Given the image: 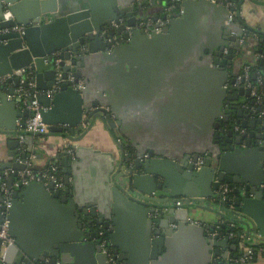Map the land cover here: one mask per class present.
Returning <instances> with one entry per match:
<instances>
[{"label":"water","instance_id":"water-1","mask_svg":"<svg viewBox=\"0 0 264 264\" xmlns=\"http://www.w3.org/2000/svg\"><path fill=\"white\" fill-rule=\"evenodd\" d=\"M180 5L183 15L162 31L148 35L135 29L128 42L111 48L107 36L126 29L119 18L125 14L127 25H136L137 15L144 17L148 8L144 1L0 0V76L31 68L37 88H50L55 79L54 54L59 53L64 79L60 89L52 97L38 98L48 132L33 135L59 136L70 142L75 151L73 166L79 164L81 151H98L79 144L93 125L110 131L121 127L130 140L127 143L113 135L121 152L114 165L120 182L111 188L115 208H129L140 226L135 246H119L115 236L109 235L122 264H168L176 241L186 232H192L201 246L197 264H213L212 258L219 253L215 246L226 249L221 256L225 259L229 251L234 258L242 254L238 238L219 240V234L212 238L203 223L188 222L192 210L199 209L214 221L210 231L220 221L218 227L230 233L232 223L256 241L255 251L264 250V219L259 216V208H264V100L254 112L250 88L234 86L235 76L228 70L236 64L234 51L241 50L243 21L226 24L228 10L208 0H183ZM16 24L25 26L22 33L4 31ZM82 45L85 52H80ZM226 46L228 53H224ZM254 52L264 55V37ZM249 59L238 53L239 64ZM260 64L264 68V58ZM71 71L85 79L83 89L67 80ZM25 76L9 77L12 87H0V131L10 135L19 133L18 116L29 114L27 108L16 110V88L27 86ZM136 79L138 85H134ZM164 89L170 91L171 100L150 101V93ZM141 115H162L168 126L183 131L176 132L171 143L157 137L135 140L127 129ZM236 126L251 130L242 133ZM16 154L13 151L10 156ZM61 155L66 164V152ZM20 156L25 162L29 154ZM200 156L203 162L197 165ZM6 166L22 169L25 164L11 161ZM215 176L233 186L234 210L217 193ZM75 179L70 182L65 175L62 190L32 183L14 192L8 219L15 240L2 248L0 239V264H107L96 226L107 228L111 217L104 207L95 208L92 202L81 201L75 189L70 190ZM177 197L184 198L179 207L169 202ZM30 199L45 211L34 213ZM174 223L175 228L169 226ZM126 252L133 258L128 260Z\"/></svg>","mask_w":264,"mask_h":264},{"label":"crops","instance_id":"crops-1","mask_svg":"<svg viewBox=\"0 0 264 264\" xmlns=\"http://www.w3.org/2000/svg\"><path fill=\"white\" fill-rule=\"evenodd\" d=\"M140 1H144L148 7L147 9H145V16L141 18L150 17L156 19L158 17L165 16L167 12V4H163L165 0ZM180 4H178L177 8L180 7L182 9V14L174 19H177L183 15V7ZM130 5L133 6L134 4L131 3ZM237 12L238 17L235 21H238V19L242 20L243 24L241 26L247 28L250 31V34L246 36V40L244 42H239L241 50H235L234 53L237 55V57L238 53L240 52L247 58L252 59L254 57L258 58L257 60H261L262 58H264V55L259 52L253 53V50L258 45L259 39L261 37H264V0H240V2L237 3ZM154 14H156V17H153ZM141 18L137 15L136 25ZM127 20L128 16L122 14V16L119 18L120 25L125 24L126 26H136L127 25ZM225 22L227 24V21ZM113 24L114 26H118L114 22ZM228 50L229 47L226 46L224 48V53H228ZM237 57H235L234 59V62L236 61V64L228 67V70L233 74V76H235V79L241 71L240 67H242L241 64H239V60H237ZM263 71L264 68L262 72ZM69 73L72 74L73 72L71 71ZM139 83V79H136L134 85H138ZM148 84L150 85V83ZM11 87L12 85L9 84L6 89H9ZM163 91L164 92H161L159 94H156L154 92L150 93V101L154 102L159 100H171L172 96L170 94V91H167V89H164ZM12 97L13 96H11L10 98ZM143 97L146 98V96ZM178 99L181 100L182 98L178 97ZM25 109V105L21 102V99L16 96V110L22 112ZM27 116L28 115H20L16 119L18 130H20V128L22 127L21 122H25ZM148 118L149 116L147 115H141L140 117L138 116L133 119L132 123L128 126V129L126 128L135 140H140L142 142L143 138L147 139L150 137L149 140H151L157 137L160 140L165 141L166 143H171V141L176 137V132L183 131V128L173 129L170 125L168 126L166 124V118L162 115L152 116L149 118V121ZM179 125L183 126V123L180 120ZM242 129H244L245 132L251 130L250 127ZM255 131L257 132L259 130L255 128ZM113 135H116L118 137V140L124 139L125 142H130L127 134L122 132L121 127L117 126L116 129L110 131L103 128L100 124L91 126L88 134L86 135L85 141L79 144H82L81 146L92 148L90 150L98 151H81L82 158L79 159V164L73 166L72 159L75 157L73 146L65 139L59 138V136L40 137L32 135L30 137L24 138V140L20 142L17 134L10 135L5 131H0V166L3 167L0 168V172L4 169H9L10 167L6 166V163L11 161L24 164L29 161L35 168H42L48 163L52 162L58 163L63 178L65 177V175H69V181L74 182V177L76 176L75 187L73 184L70 185V190L73 191L75 189L77 197L81 201H90L95 208H98V206L102 208L104 207L103 209L106 211L107 215L111 217L110 223L107 228H105L103 225L96 226V228L103 229L108 236V240L109 235H114L115 241L119 244V246H122L124 248L129 247L130 245L135 246L140 238V226L138 225L137 217L129 208L123 206L115 208L114 198L111 190V188L115 186L116 182H120L118 180L116 167L114 168V165H118L119 159L121 157L120 148L113 138ZM12 141H16V143L11 147L10 143ZM13 151L18 152V155L16 154V157L10 156V153ZM63 152H66V156H68L69 158L66 164H64L62 160L63 155H61V153ZM26 153L29 154V156L26 157L25 162H22V158L20 155ZM63 170H66V172H63ZM73 172L76 173L75 176H73ZM216 179L217 177L215 176L214 180L216 181ZM108 181H110V183ZM219 182L226 183L228 186L233 188V186L225 181ZM23 189L24 188H22L21 190ZM177 198H181L184 201V198L182 197ZM207 200L208 198L206 199V201ZM206 201H204L203 204H206ZM29 203V207L34 213H41L45 211L38 206L35 200L30 199ZM149 216L153 217L154 214H150ZM259 216L264 219V208L262 207L259 208ZM55 219L62 221V218L60 217H55ZM188 222L195 225H200L203 223V225L208 229V233L210 236H212V238L215 234H219V240L225 237H229V233H224V231L218 227L219 223H221L220 221H218V225L216 224L217 227L215 230H209V226H211L213 224L212 222L214 221H212L211 216H209V214L205 210H192L191 218ZM169 226L175 228L177 224H169ZM154 229L156 230L159 228L157 226H154ZM235 231H239L240 233L244 234L243 231H240L238 229H236ZM231 239L232 237L230 238V240ZM238 240L240 242V244L238 245V250L242 251V254L240 255L248 254L249 249L253 250L251 252V257L241 264H264V250H254L255 248L253 247V243L256 242L254 239H252L251 237L246 238L244 236L241 238L238 237ZM216 248H218L219 253L212 258V263L226 264V262L230 258H232L231 255L234 252L229 251L227 259H225L221 256L226 254V249L220 246H215L214 250H216ZM200 250L201 246H198V239L195 237V235L192 232H186L176 241L172 257L170 258L168 264H197L201 257ZM124 254H126L128 260L129 258H133L132 254L130 255L127 252Z\"/></svg>","mask_w":264,"mask_h":264},{"label":"built area","instance_id":"built-area-1","mask_svg":"<svg viewBox=\"0 0 264 264\" xmlns=\"http://www.w3.org/2000/svg\"><path fill=\"white\" fill-rule=\"evenodd\" d=\"M166 1V14L163 17L153 18H141L138 21V24L134 27L126 26L122 34L107 36V43L111 45V48L118 46L121 42H128L132 36L135 29L143 30L146 34H150L152 31L159 32L163 30L169 22L180 16L182 14V9L177 8L183 0H165ZM211 3L222 6L228 10L227 23L233 22L238 17L237 12V1L238 0H208ZM25 26L22 24H16L10 28L4 29V31H14L22 33ZM242 35L239 37V42L242 43L246 40V36L250 34V31L242 27ZM110 50V49H109ZM86 47L82 45L80 47V52H85ZM55 79L50 88L47 89H38L35 82V75L31 68H21L14 70L12 74H6L0 76V87L6 88L9 77L26 75L25 79L27 80V86L22 84L16 88L17 97L21 99V102L25 105V108L28 109L29 114L25 119L24 125L20 128L17 137L20 142L24 140L28 134H44L48 132V125L42 119V110L44 109L43 105L39 102L38 98L41 95L52 97L61 86L63 79L62 69L60 65L59 53H55ZM253 73L250 71L249 66H243L239 75L236 76L234 86H244L245 88H250L251 96L255 100V106L252 110L255 112L257 106H261L264 100V75L261 71L254 72L255 77L252 78ZM67 80L72 82V86L77 89H83L86 85V81L83 78H77L72 74L68 73ZM30 98V102L28 99ZM107 108V107H106ZM108 109V108H107ZM259 116L263 113L258 114ZM240 132H245L244 129L235 127ZM127 156V154H126ZM203 157H199L197 165H200L203 161ZM217 181V179H216ZM219 182V181H218ZM32 183H41L47 189L52 185L54 189H64L65 183L64 178L61 174L60 167L58 163L52 162L48 163L42 168H35L31 165V162L27 161L25 167L22 169H4L0 172V210L2 214V221L0 222V239L2 248H6L8 245L14 242V237L9 233V219H8V209L12 205V200L14 198V192L25 188L26 186ZM230 186L226 183L219 182V187L217 193L220 195L221 199L228 202L226 205L227 208L231 211L235 209V204L233 200L235 199L234 195H230L232 192ZM170 204L175 206H181L183 200L181 198L172 199L169 201ZM230 233L229 237L231 238H241L244 237L243 233L235 231L236 228L232 223H230ZM98 244L100 247V252L106 256L107 264H119L116 256L114 254L113 248L109 243L108 236L106 235L103 229H98ZM253 250L249 249L248 254L240 255L236 258H230L226 264H241L251 257V252Z\"/></svg>","mask_w":264,"mask_h":264},{"label":"trees","instance_id":"trees-1","mask_svg":"<svg viewBox=\"0 0 264 264\" xmlns=\"http://www.w3.org/2000/svg\"><path fill=\"white\" fill-rule=\"evenodd\" d=\"M170 1V0H169ZM166 2V1H165ZM240 2V0L237 1V3ZM254 32V31H253ZM249 66L250 67V71L252 73L256 72V71H262L263 70V66L260 64V60L257 59H249L247 61H245L244 63L241 64L242 67H240V70H242L243 66ZM239 71V70H238ZM230 195H234V189H232V192L230 193ZM236 197V196H235ZM235 202V199L233 200V203ZM228 202H224V205H227ZM235 204V203H234ZM222 229V228H221ZM235 229V228H234ZM237 229V228H236ZM223 230V229H222ZM224 231V230H223Z\"/></svg>","mask_w":264,"mask_h":264},{"label":"flooded vegetation","instance_id":"flooded-vegetation-1","mask_svg":"<svg viewBox=\"0 0 264 264\" xmlns=\"http://www.w3.org/2000/svg\"><path fill=\"white\" fill-rule=\"evenodd\" d=\"M230 87H232V86L229 85V88H230ZM254 106H255V105H254ZM254 106H253V107H254ZM258 107H259V106H258ZM258 107H257V108H258ZM257 108H256V109H257ZM145 156H146V155H145Z\"/></svg>","mask_w":264,"mask_h":264}]
</instances>
